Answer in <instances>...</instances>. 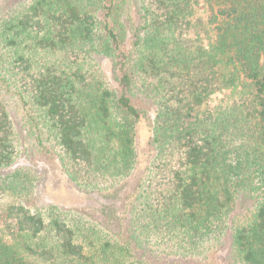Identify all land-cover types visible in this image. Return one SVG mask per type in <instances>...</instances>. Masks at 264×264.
I'll return each instance as SVG.
<instances>
[{
    "label": "trees",
    "instance_id": "trees-1",
    "mask_svg": "<svg viewBox=\"0 0 264 264\" xmlns=\"http://www.w3.org/2000/svg\"><path fill=\"white\" fill-rule=\"evenodd\" d=\"M0 85L25 127L0 99V264H264V0H0ZM150 109L134 204L27 206L21 130L74 188L109 193Z\"/></svg>",
    "mask_w": 264,
    "mask_h": 264
},
{
    "label": "rangeland",
    "instance_id": "rangeland-1",
    "mask_svg": "<svg viewBox=\"0 0 264 264\" xmlns=\"http://www.w3.org/2000/svg\"><path fill=\"white\" fill-rule=\"evenodd\" d=\"M198 9V14L206 17L202 4H200ZM38 57H40L39 62L41 64L48 63L67 72L68 65L60 54L54 56L50 54H39ZM222 98V93L212 95L208 101V107L210 109L213 108ZM0 99L16 124L23 126V113L20 105L14 96L5 91L2 85H0ZM152 116L153 113L150 109L148 111V116L144 118L138 126L136 146L139 159L133 175L115 192L111 191L102 194L85 192L74 188L67 180L66 175L62 172L59 163L56 160L47 159L48 156L42 152V154L38 153V149L33 146L32 139L27 137L24 138L27 135V131L24 129L21 130L20 135L23 140L21 142L22 152L16 160L15 167L32 169L33 173L39 177V180H37L35 184L36 188L34 189V194L28 198V200H30L27 206L31 209L56 206L67 212L78 211L85 215L97 216L101 205L120 206L122 202L129 205L134 204L137 183L145 178L150 165V157L152 154L150 146ZM0 203L2 204L3 200H1ZM3 220L0 219V224L2 227H5L7 223ZM4 241L9 242L7 237L4 238ZM178 261H182V264L188 263L185 258L179 259Z\"/></svg>",
    "mask_w": 264,
    "mask_h": 264
}]
</instances>
